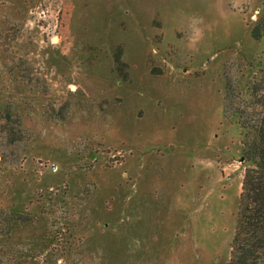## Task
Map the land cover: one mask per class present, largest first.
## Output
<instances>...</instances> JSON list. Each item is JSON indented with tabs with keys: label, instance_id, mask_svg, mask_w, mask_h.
Masks as SVG:
<instances>
[{
	"label": "rangeland",
	"instance_id": "obj_1",
	"mask_svg": "<svg viewBox=\"0 0 264 264\" xmlns=\"http://www.w3.org/2000/svg\"><path fill=\"white\" fill-rule=\"evenodd\" d=\"M262 16L0 0V264H228L246 164L225 95L264 111Z\"/></svg>",
	"mask_w": 264,
	"mask_h": 264
},
{
	"label": "trees",
	"instance_id": "obj_2",
	"mask_svg": "<svg viewBox=\"0 0 264 264\" xmlns=\"http://www.w3.org/2000/svg\"><path fill=\"white\" fill-rule=\"evenodd\" d=\"M252 36L264 40V16L253 28ZM122 55V50L116 51L114 61L118 72L127 76L129 65ZM230 89L227 81L224 113L227 118H234L242 130L246 170L228 264H264V111L228 106Z\"/></svg>",
	"mask_w": 264,
	"mask_h": 264
}]
</instances>
